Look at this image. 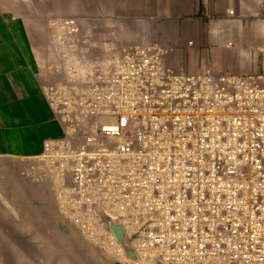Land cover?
<instances>
[{
  "label": "built area",
  "instance_id": "built-area-1",
  "mask_svg": "<svg viewBox=\"0 0 264 264\" xmlns=\"http://www.w3.org/2000/svg\"><path fill=\"white\" fill-rule=\"evenodd\" d=\"M103 54L45 89L63 133L35 174L61 217L135 264H264V75L177 71L159 43Z\"/></svg>",
  "mask_w": 264,
  "mask_h": 264
},
{
  "label": "crops",
  "instance_id": "crops-1",
  "mask_svg": "<svg viewBox=\"0 0 264 264\" xmlns=\"http://www.w3.org/2000/svg\"><path fill=\"white\" fill-rule=\"evenodd\" d=\"M101 9L115 12L112 43H159L177 71L264 75V0H111ZM2 11L0 2V160L22 162L23 176L37 182L45 141L63 129L45 94L52 82L35 48L13 32ZM37 187L48 194L46 184Z\"/></svg>",
  "mask_w": 264,
  "mask_h": 264
},
{
  "label": "rangeland",
  "instance_id": "rangeland-1",
  "mask_svg": "<svg viewBox=\"0 0 264 264\" xmlns=\"http://www.w3.org/2000/svg\"><path fill=\"white\" fill-rule=\"evenodd\" d=\"M8 1L0 0L13 32L35 48L51 85L82 82L84 69L102 59L118 29L111 24L115 12L101 9L111 7V0ZM68 20L78 22L81 34H69ZM101 20L107 26L97 28ZM103 34L107 41H97ZM22 168V162L0 160V264H135L114 258L66 222L52 181L27 179ZM41 184L47 185V195L36 190ZM129 254L125 251V258L133 259Z\"/></svg>",
  "mask_w": 264,
  "mask_h": 264
},
{
  "label": "bare ground",
  "instance_id": "bare-ground-1",
  "mask_svg": "<svg viewBox=\"0 0 264 264\" xmlns=\"http://www.w3.org/2000/svg\"><path fill=\"white\" fill-rule=\"evenodd\" d=\"M7 2L8 3H11V2H9L8 0H7ZM2 3V2H1ZM6 3V2H5ZM3 4V3H2ZM7 4V3H6ZM4 6V5H3ZM4 9H5V7H4ZM3 12V11H2ZM125 251H127V253L129 254V253H131V251L126 247L125 249H124ZM130 256H132V257H134L133 259H136V260H138L137 259V256L135 257V254L133 255V254H129ZM144 264H153L152 262H147V261H145V262H143Z\"/></svg>",
  "mask_w": 264,
  "mask_h": 264
}]
</instances>
